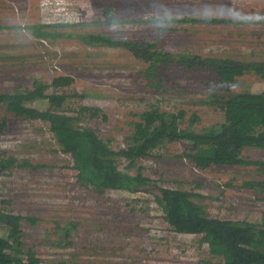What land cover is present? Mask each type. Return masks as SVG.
<instances>
[{
  "label": "rangeland",
  "instance_id": "obj_1",
  "mask_svg": "<svg viewBox=\"0 0 264 264\" xmlns=\"http://www.w3.org/2000/svg\"><path fill=\"white\" fill-rule=\"evenodd\" d=\"M33 25L143 48L136 56L127 47L90 46L71 36L37 38ZM148 44L178 59L157 65L154 79L145 75L141 57ZM181 55L264 62V0H0V92L34 78L50 83L69 75L72 85L51 92L80 94L64 109H95L81 123L114 149L124 145L139 114L159 104L157 99H163L162 109H184V125L197 117L192 129L219 120L217 109L203 100L225 85L213 68L201 61L186 65ZM228 88L262 92L264 78L246 72ZM32 105L45 108L47 102ZM189 143L164 141L133 167L118 161L119 169L148 177L149 192L100 194L76 181L71 156L59 150L46 123L0 106V159L15 160L0 173V209L22 217L24 251H34L44 264L60 258L67 264H221L201 234L176 232L163 220L153 192L191 191L202 195L196 201L209 216L261 222L263 194L245 183L264 181L254 162L264 159V149L245 148L238 155L244 162L200 170L183 156Z\"/></svg>",
  "mask_w": 264,
  "mask_h": 264
},
{
  "label": "trees",
  "instance_id": "obj_2",
  "mask_svg": "<svg viewBox=\"0 0 264 264\" xmlns=\"http://www.w3.org/2000/svg\"><path fill=\"white\" fill-rule=\"evenodd\" d=\"M30 29L37 38L71 36L90 46L127 47L136 56L143 48L138 42L125 43L99 35L50 33L40 25L30 26ZM153 46L148 44L141 55L147 63L145 75L150 79L158 77L157 65L178 60L165 51L154 50ZM181 58L186 57L181 55ZM199 61L213 68L219 84L225 85L224 90L215 88L203 100L204 105L217 109L219 120L200 130L192 129L197 117L192 116L189 124L184 125V109H162L160 103L163 99H157L159 104L153 103L139 114V120L133 123V131L118 149L111 148L94 128L81 123L82 116H93L95 109L85 106L73 111L64 109L70 98L80 97V94L75 91L51 92L50 88L67 89L72 85L73 78L69 75L56 76L50 83L34 78L27 86L0 92V106L5 113L46 123L59 150L71 156L76 181L80 184L92 187L100 194L106 190L134 192L136 188L149 186L153 182L139 171L133 175L119 169L118 161L127 160L129 166L133 167L138 158L149 156L164 141H189L183 156L200 170L244 162L238 155L245 148L264 149V91L234 92L228 88L246 72L253 71L264 78V62L193 55L187 56L186 65L191 66ZM154 87L159 90L161 83H156ZM38 101H46L45 108L32 105ZM14 161L12 158L0 159V173L13 165ZM254 162L259 172L264 174V159ZM245 184L260 191L264 200V181H248ZM158 189L159 193L153 192V196L161 207L163 220L176 232L201 234V241L207 244L209 253L218 257L221 264H264V220L249 222L212 217L196 201L202 195L181 189ZM21 220L22 217L11 210L0 209V228L3 229L0 235V264H44L34 251H24ZM53 264L67 263L60 258Z\"/></svg>",
  "mask_w": 264,
  "mask_h": 264
},
{
  "label": "water",
  "instance_id": "obj_3",
  "mask_svg": "<svg viewBox=\"0 0 264 264\" xmlns=\"http://www.w3.org/2000/svg\"><path fill=\"white\" fill-rule=\"evenodd\" d=\"M136 191H143V192H146V191H150V188L149 187H141V188H136Z\"/></svg>",
  "mask_w": 264,
  "mask_h": 264
}]
</instances>
